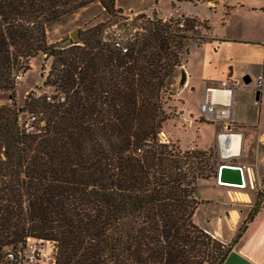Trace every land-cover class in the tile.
Masks as SVG:
<instances>
[{
  "label": "trees",
  "instance_id": "obj_1",
  "mask_svg": "<svg viewBox=\"0 0 264 264\" xmlns=\"http://www.w3.org/2000/svg\"><path fill=\"white\" fill-rule=\"evenodd\" d=\"M93 2L107 19L77 41H47L49 24ZM209 29L197 16L126 14L116 0H0V90L11 100L0 104V262L27 237L55 241V264L223 262L264 207V180L224 242L194 220L214 149L159 136L168 78ZM39 52L49 67L18 105L16 77Z\"/></svg>",
  "mask_w": 264,
  "mask_h": 264
},
{
  "label": "crops",
  "instance_id": "obj_2",
  "mask_svg": "<svg viewBox=\"0 0 264 264\" xmlns=\"http://www.w3.org/2000/svg\"><path fill=\"white\" fill-rule=\"evenodd\" d=\"M176 8L178 15L197 16L207 21L210 29L206 33L210 38L200 43L191 41L185 62L168 78L172 94L165 106L176 114L166 120L170 123L166 128L167 140L183 149L214 147L222 158L236 156L232 165L241 167L246 186L226 183L216 186L235 188L225 192L232 198L249 200L250 204L235 203L236 207L249 208L254 200V184L264 180V84L258 89L255 87L258 76L264 78V0H179ZM182 69L185 79L180 84ZM222 81H228L232 88L231 92L228 89L219 92L220 97L231 99L230 127L227 121L209 119L199 111L206 91L211 94V89L206 88L219 86ZM204 127L209 128V140L201 145L197 141ZM187 130L194 132V139H189L187 146L181 145L180 133ZM227 198L223 208L230 206ZM242 209L239 218L235 215L229 218L235 222L234 229L247 216L248 209ZM259 219L262 222L255 236L252 239L251 234L246 236L247 240L241 239L239 246L232 249L256 264H264V207L247 223L246 230L256 228Z\"/></svg>",
  "mask_w": 264,
  "mask_h": 264
},
{
  "label": "rangeland",
  "instance_id": "obj_3",
  "mask_svg": "<svg viewBox=\"0 0 264 264\" xmlns=\"http://www.w3.org/2000/svg\"><path fill=\"white\" fill-rule=\"evenodd\" d=\"M172 2H174V7L172 6ZM178 2L179 0H116V5L120 7L126 14H135L138 12H145L150 14L152 10H156L160 16L167 17L170 14L178 15L176 8ZM107 18V13L103 10L102 6L98 2L90 3L84 7L77 9L73 13L64 16L61 20L49 24L46 29V39L48 42H54L63 39V44L68 43L70 41H74L72 39V36L70 35L71 31H78L79 29H83L86 26H89L100 20H105ZM203 32H205V30L202 29V33ZM197 41L198 40H196V42ZM49 64L50 59L45 60L44 54L42 52H39L35 56L30 58L28 69H26L24 72H22V70L18 72V75L16 77L17 82L14 90L16 103L18 105H21L23 103L24 98L27 96V93L30 90L35 89L36 85L41 84L42 78L40 76V72L42 65H44L45 67L44 70L47 71ZM43 89H45V91L49 90L48 88ZM170 90L172 92L171 87ZM10 101L11 100L9 91L0 90V104L9 103ZM167 111L169 112L170 116L176 114L175 110ZM21 117L24 118L23 115H21ZM165 122L159 134L163 135V137L167 139L166 128L169 127L170 123ZM170 130L173 129L170 128ZM208 131V127H204L203 129H201L197 141L199 144H207V141L209 140ZM174 132L176 131L174 130ZM180 134L181 145H186L189 142V139H194V132L192 130H187L185 133L181 132ZM211 148H213L216 153L214 157L215 163L213 164V169L216 170V173L210 176L208 179H199L197 181L196 196L199 200H201V202L199 203L194 212V220L198 225H200L202 228L206 229L208 232L212 233L219 239H222V241H225V239L230 241L234 237L242 222H240L239 226L234 229L232 225L235 222L230 221L229 218H231L233 215L239 218L243 210L242 207L248 209L246 211V213L248 214L250 209L255 204L256 194L254 190V200L249 208H247L246 205L238 207L235 206L236 202H243L247 204L249 200H238L236 198H232L228 194V192H225V190L235 191L236 189L227 187H217L216 185L218 183L216 182V176L219 164H221L222 161L234 164V162L236 161V156L233 155L226 158H222L221 156H219L214 147ZM242 191H245V189H242ZM244 196L246 198L249 197V195ZM203 198L211 200H205ZM225 198L229 200L230 206H224L223 208L222 203H224ZM259 222L261 223L262 220L259 219L257 223H255L256 228H250L248 231L245 230L239 240L234 244V246H239L240 240H247L246 236L250 234V238L252 239L259 229ZM0 264L4 263L0 262Z\"/></svg>",
  "mask_w": 264,
  "mask_h": 264
},
{
  "label": "built area",
  "instance_id": "obj_4",
  "mask_svg": "<svg viewBox=\"0 0 264 264\" xmlns=\"http://www.w3.org/2000/svg\"><path fill=\"white\" fill-rule=\"evenodd\" d=\"M264 84L263 76L259 75L255 87L258 89ZM207 87V84L205 83ZM207 90L211 89L209 92L211 93L208 95L207 91L203 96L200 104H199V111L202 115L206 116L209 119H220L223 121H227V126L230 127V109H231V99L229 96L224 97L222 99H217L214 97L213 93L214 90L220 89H228V92L232 91V88L229 85L228 81H222L219 86L214 88H206ZM162 140H167L160 135ZM230 166L232 164L227 162H222L218 166L217 170V183L219 185H223L224 183L222 178V170L225 166ZM240 167V166H239ZM241 173V183L230 184L231 186L235 187H245L246 182L244 180L242 169L240 167ZM227 182V181H226ZM258 185L254 184V189H258L261 186V179L258 180ZM253 187V185H252ZM55 248L56 242L52 240H43L35 237H27L25 243L18 247L17 249H7L5 253V258L8 261V264H55Z\"/></svg>",
  "mask_w": 264,
  "mask_h": 264
},
{
  "label": "water",
  "instance_id": "obj_5",
  "mask_svg": "<svg viewBox=\"0 0 264 264\" xmlns=\"http://www.w3.org/2000/svg\"><path fill=\"white\" fill-rule=\"evenodd\" d=\"M70 35L72 36V39L74 41L79 40V34L78 31L74 30L70 32ZM22 72H24L22 70ZM185 79V72L182 69L180 72V84L184 82ZM222 179L227 181L226 183H241V173H240V167L235 165H228L223 167L222 170ZM221 264H256L253 261L249 260L242 254H240L238 251L231 249L223 262Z\"/></svg>",
  "mask_w": 264,
  "mask_h": 264
},
{
  "label": "bare ground",
  "instance_id": "obj_6",
  "mask_svg": "<svg viewBox=\"0 0 264 264\" xmlns=\"http://www.w3.org/2000/svg\"><path fill=\"white\" fill-rule=\"evenodd\" d=\"M219 92H220V90H214V93H213V95H214V97L215 98H217V99H222V98H224V97H220V95H219ZM222 179V178H221ZM216 182H217V178H216ZM223 182H226V181H223ZM223 184V183H222Z\"/></svg>",
  "mask_w": 264,
  "mask_h": 264
}]
</instances>
